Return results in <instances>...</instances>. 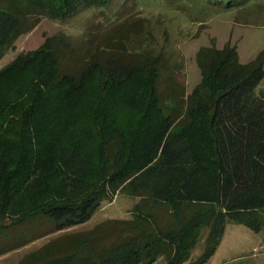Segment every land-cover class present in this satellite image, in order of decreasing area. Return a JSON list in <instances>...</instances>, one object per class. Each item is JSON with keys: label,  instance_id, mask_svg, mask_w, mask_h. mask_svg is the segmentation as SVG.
Returning <instances> with one entry per match:
<instances>
[{"label": "trees", "instance_id": "1", "mask_svg": "<svg viewBox=\"0 0 264 264\" xmlns=\"http://www.w3.org/2000/svg\"><path fill=\"white\" fill-rule=\"evenodd\" d=\"M111 1L8 0L6 8L0 7V61L39 17L67 22ZM247 1L213 2L230 8ZM143 27L115 26L86 41L88 46L57 33L1 69L0 228L35 219L46 229L4 242L5 232H0V256L87 222L104 198L124 188L140 192L136 178L155 164L163 181L157 198L164 199L160 205L172 208L178 221L175 228L162 230L171 229L175 243L126 252L142 238V221L114 219L111 228L101 223L91 231L51 239L32 253L31 261L60 264L86 250L82 264L86 259H95L89 264H151L158 259L182 264L198 236L196 217L208 211L202 223L210 228L207 243L194 262L202 264L216 251L228 222L259 226L258 209L264 208V92L258 87L264 79V49L243 63L236 45L201 47V82L177 118L166 113L158 88L163 54L129 45ZM16 74L19 79L12 82ZM7 79L10 89L3 95ZM134 79L144 89L122 95L116 107L113 94ZM88 81H94L93 89L81 101ZM110 235L116 239L103 245Z\"/></svg>", "mask_w": 264, "mask_h": 264}, {"label": "rangeland", "instance_id": "2", "mask_svg": "<svg viewBox=\"0 0 264 264\" xmlns=\"http://www.w3.org/2000/svg\"><path fill=\"white\" fill-rule=\"evenodd\" d=\"M213 1L112 0L101 10L91 9L67 22L54 21L41 16L36 26L30 32L22 34L16 40L14 47L1 59L0 71L9 66L20 53L37 49L48 36L65 33L79 45L88 46L86 41L97 34H106L115 26L126 27L142 23V27L144 26L142 32L132 35L129 45L133 49L148 48L153 49L154 53L163 54L164 66L158 88L166 113L178 118L190 102V94L202 79L197 61V53L201 47L223 48L226 43L236 45L240 61L243 63L254 59L264 49V0H248L242 5L230 8L216 5ZM7 3L8 0H0V7L6 8ZM140 19H143L142 22ZM10 79L15 82L19 78L16 74ZM134 80L136 81L131 80L126 84L123 92L113 94L116 107L121 103L122 95L128 96L132 91L144 89L139 79ZM9 82L10 80L7 79L2 84L1 94L8 95L6 93L10 89ZM93 84L94 81H88L81 97L79 96L82 98L81 101L87 100ZM258 89L259 92H264V79ZM122 108L119 116L123 114ZM177 130L176 128L175 131ZM176 147L181 149L183 143L178 142ZM185 156L186 160L191 159L189 153ZM136 181L143 188L140 192L133 187H127L104 198L87 222L37 238L26 246L8 252L0 257V264H44L41 261H31L35 259V256L31 255L37 253L51 239L64 233L91 231L101 223L111 228L114 219L138 218L142 221L141 230H144L142 238L135 240L131 246L127 247L126 252L142 253L148 249V246L154 249L175 243L172 230H169L171 234L168 233L169 231L162 230L175 228L177 224L173 223L178 221L174 220L177 215L172 208L170 212L164 205H160L164 203V199L157 198L156 190L163 183L159 166L152 165L150 169L142 172ZM155 202H157L156 205ZM205 213L196 217V222L200 224L198 236L193 240V246L188 253L183 256L182 259L186 260L182 264H194L205 250L210 232L209 226L202 224L209 212ZM155 217L158 222L157 220L154 222ZM257 217L259 226L243 222H228L216 251L202 264H264V208L258 209ZM7 224H10L9 221L6 222ZM4 229V227L0 228L1 233L5 232L2 242L16 237L23 238L25 235H36V232L43 231L46 227L35 219H31ZM115 239L116 235H110L103 238L101 243L109 245ZM126 252L123 251V254H127ZM86 254L85 250L81 255L71 259H62L60 264H82L84 262L82 256ZM86 260L89 261L86 264H89L95 259ZM151 264L168 263L165 259H158Z\"/></svg>", "mask_w": 264, "mask_h": 264}, {"label": "crops", "instance_id": "3", "mask_svg": "<svg viewBox=\"0 0 264 264\" xmlns=\"http://www.w3.org/2000/svg\"><path fill=\"white\" fill-rule=\"evenodd\" d=\"M1 257V256H0Z\"/></svg>", "mask_w": 264, "mask_h": 264}]
</instances>
